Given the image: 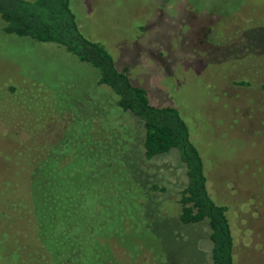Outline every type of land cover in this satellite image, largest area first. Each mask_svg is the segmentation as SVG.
<instances>
[{
	"label": "rangeland",
	"instance_id": "rangeland-1",
	"mask_svg": "<svg viewBox=\"0 0 264 264\" xmlns=\"http://www.w3.org/2000/svg\"><path fill=\"white\" fill-rule=\"evenodd\" d=\"M70 1L82 33L187 122L235 264H264V0ZM3 26L0 264H209L207 222L179 220L178 151L147 160L143 126L92 66Z\"/></svg>",
	"mask_w": 264,
	"mask_h": 264
},
{
	"label": "trees",
	"instance_id": "trees-1",
	"mask_svg": "<svg viewBox=\"0 0 264 264\" xmlns=\"http://www.w3.org/2000/svg\"><path fill=\"white\" fill-rule=\"evenodd\" d=\"M0 17L6 34L63 47L82 63L92 66L99 75L98 85L108 87L118 98L114 112L117 105L122 113L131 114L143 126L147 160L178 151L187 176L180 200V222L183 225L207 222L212 243L209 264H235L228 209L216 204L209 193L203 159L180 111L150 103L146 91L132 84L128 67L118 69L107 49L82 33L70 0H0ZM113 136L120 139L116 133Z\"/></svg>",
	"mask_w": 264,
	"mask_h": 264
}]
</instances>
